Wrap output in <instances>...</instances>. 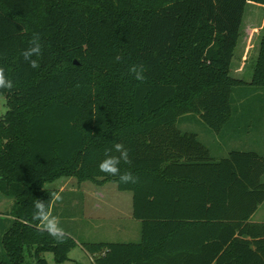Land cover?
<instances>
[{"label": "trees", "instance_id": "1", "mask_svg": "<svg viewBox=\"0 0 264 264\" xmlns=\"http://www.w3.org/2000/svg\"><path fill=\"white\" fill-rule=\"evenodd\" d=\"M247 1L0 0V67L14 85L0 116V193L13 199L0 216V264L69 258L75 238L58 243L33 221L61 177L132 192L140 239L84 242L91 264H264V221L251 220L264 155L213 157L177 126L198 114L220 132L233 123L235 89H264V35L251 81L230 74ZM34 34L36 69L21 55ZM114 142L129 150L120 169L135 183L99 171Z\"/></svg>", "mask_w": 264, "mask_h": 264}, {"label": "rangeland", "instance_id": "2", "mask_svg": "<svg viewBox=\"0 0 264 264\" xmlns=\"http://www.w3.org/2000/svg\"><path fill=\"white\" fill-rule=\"evenodd\" d=\"M264 35V4L248 0L245 5L241 35L234 49L230 74L250 82L257 59L261 36ZM246 92V94H245ZM248 92V93H247ZM264 89L251 93L237 88L232 99L233 123L220 132L211 129L198 114L182 115L178 128L197 134L213 157L225 156L231 149H248L264 155ZM7 110L6 100L0 95V116ZM62 199H54L51 210L60 226L71 234L77 245L69 258L57 263L53 253L45 252L48 264H91L93 255L83 248L84 242H127L140 239V221L132 215V192L119 190L113 182L97 185L90 181L78 182L74 177H61L46 184ZM97 190V192H94ZM12 201L13 199H8ZM8 201L0 204V214L10 210ZM252 221H264V202L251 216Z\"/></svg>", "mask_w": 264, "mask_h": 264}, {"label": "clouds", "instance_id": "3", "mask_svg": "<svg viewBox=\"0 0 264 264\" xmlns=\"http://www.w3.org/2000/svg\"><path fill=\"white\" fill-rule=\"evenodd\" d=\"M41 54V44L39 42V36L33 35L32 41L28 47L22 50L21 55L23 60L29 65L30 68L36 69L39 67L37 59ZM119 59V57H117ZM129 71L135 76L138 81L144 80V69L142 65H132ZM13 81L9 79L5 74V69L0 67V95L3 91H11L13 89ZM119 153V155H110V152ZM121 162L125 164H131L129 157V150L121 142H114L112 149L106 150V155L103 160L100 161L98 168L101 173H105L110 176H117L119 182L123 184L135 183L137 177L132 174L131 171L121 172ZM51 199L60 201L62 197L59 194L53 193ZM35 212L33 213V221L38 222V227L52 236L58 243H63L68 238V233L60 226L58 217L52 215L49 210L48 203L44 200L37 199L34 203Z\"/></svg>", "mask_w": 264, "mask_h": 264}, {"label": "crops", "instance_id": "4", "mask_svg": "<svg viewBox=\"0 0 264 264\" xmlns=\"http://www.w3.org/2000/svg\"><path fill=\"white\" fill-rule=\"evenodd\" d=\"M94 192H97V190H94ZM8 199H11V200H12V198L6 197V196H4V195H2V194L0 193V204L3 202V200H6V201H8L9 203H11V204H10V207H11V205H12V201H10V200H8ZM50 211H51V213H52V215H53L52 210H50ZM0 216H3V214H0Z\"/></svg>", "mask_w": 264, "mask_h": 264}]
</instances>
